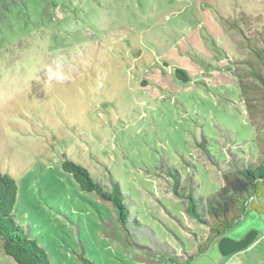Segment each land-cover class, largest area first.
<instances>
[{
	"label": "rangeland",
	"instance_id": "374dc122",
	"mask_svg": "<svg viewBox=\"0 0 264 264\" xmlns=\"http://www.w3.org/2000/svg\"><path fill=\"white\" fill-rule=\"evenodd\" d=\"M259 35L264 0H0V174L16 181L22 234L51 264H264V213L212 237L184 197L200 209L229 165L259 162L264 105L249 114L238 83ZM57 62L66 78L49 82ZM62 155L118 184L126 228ZM250 231L221 256L222 238ZM0 264H16L1 240Z\"/></svg>",
	"mask_w": 264,
	"mask_h": 264
},
{
	"label": "trees",
	"instance_id": "16d2710c",
	"mask_svg": "<svg viewBox=\"0 0 264 264\" xmlns=\"http://www.w3.org/2000/svg\"><path fill=\"white\" fill-rule=\"evenodd\" d=\"M19 3L24 7L21 1ZM245 19V18H243ZM251 57L241 59L247 69L240 73L239 87L244 94V101L249 114L254 111L253 102L262 101L264 105V39L259 35L257 40L246 36ZM241 61V62H242ZM175 77L186 83L189 77L182 69H175ZM251 116V115H250ZM259 149V162L247 166H230L222 172L223 185L213 196L201 201L191 195L184 196L188 200V214L199 224L210 229L212 237L223 236L236 225L247 212L261 215L264 213V132L256 137ZM261 144V145H260ZM62 170L71 176L83 192L95 194L98 198L111 203L116 213L117 222L126 228L129 213L123 204V195L117 183L110 189L101 185L80 164L62 155ZM174 177L177 179V173ZM174 192L178 193V180L175 181ZM18 187L16 181L7 175L0 174V240L6 256L16 264H51L45 250L36 240L22 234V228L14 219V207L17 201ZM204 249L206 248L203 246ZM82 264H94L82 253L79 256ZM192 256L187 258V264Z\"/></svg>",
	"mask_w": 264,
	"mask_h": 264
},
{
	"label": "water",
	"instance_id": "95a60500",
	"mask_svg": "<svg viewBox=\"0 0 264 264\" xmlns=\"http://www.w3.org/2000/svg\"><path fill=\"white\" fill-rule=\"evenodd\" d=\"M256 231H250L244 238L239 241H235L229 238H222L218 243V249L223 257H227L236 252H240L246 249L257 237Z\"/></svg>",
	"mask_w": 264,
	"mask_h": 264
},
{
	"label": "clouds",
	"instance_id": "9594fccd",
	"mask_svg": "<svg viewBox=\"0 0 264 264\" xmlns=\"http://www.w3.org/2000/svg\"><path fill=\"white\" fill-rule=\"evenodd\" d=\"M66 77L64 75H62L61 73V69H60V64L57 62L55 64V68H49L48 70V80L49 82L51 81H62L64 80Z\"/></svg>",
	"mask_w": 264,
	"mask_h": 264
}]
</instances>
